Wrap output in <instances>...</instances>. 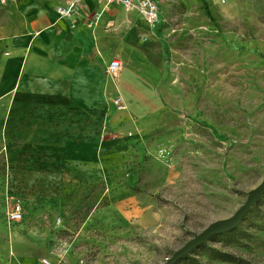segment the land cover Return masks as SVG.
Segmentation results:
<instances>
[{"label":"rangeland","instance_id":"obj_1","mask_svg":"<svg viewBox=\"0 0 264 264\" xmlns=\"http://www.w3.org/2000/svg\"><path fill=\"white\" fill-rule=\"evenodd\" d=\"M161 1L154 28L113 16L156 108L134 119L124 103L112 124L126 146L105 178L33 193L17 172L46 169L21 163L34 150L0 156V264H165L185 248L172 264H264V193L232 232L190 247L264 182V0ZM13 201L27 216L10 224Z\"/></svg>","mask_w":264,"mask_h":264},{"label":"crops","instance_id":"obj_2","mask_svg":"<svg viewBox=\"0 0 264 264\" xmlns=\"http://www.w3.org/2000/svg\"><path fill=\"white\" fill-rule=\"evenodd\" d=\"M66 1L0 0V156L23 144L34 150L35 156L21 163L46 169L17 172L33 193L62 179L105 178L126 146L112 124L123 114L116 98L134 103V119L156 108L127 54L128 34L123 38L124 31L120 35L111 29L122 8L85 0L75 16L60 18L56 8ZM98 13L97 30L90 24ZM114 59L123 65L118 85L105 72ZM84 167H101L103 177L86 174Z\"/></svg>","mask_w":264,"mask_h":264},{"label":"built area","instance_id":"obj_3","mask_svg":"<svg viewBox=\"0 0 264 264\" xmlns=\"http://www.w3.org/2000/svg\"><path fill=\"white\" fill-rule=\"evenodd\" d=\"M85 0H67L64 6L56 8V14L60 18H71L75 16L83 5ZM103 3L105 8L110 6L122 8L129 12H137L144 21L151 27H156L160 24L161 8L158 0H97ZM94 15V21L98 16ZM95 24V22H93ZM122 62L114 59L108 63L105 72L106 75L116 85L119 84L120 75L122 72ZM114 104L118 110H124L125 105L120 97L114 100ZM26 209L20 201L11 202L6 213L8 223L15 224L24 220Z\"/></svg>","mask_w":264,"mask_h":264},{"label":"water","instance_id":"obj_4","mask_svg":"<svg viewBox=\"0 0 264 264\" xmlns=\"http://www.w3.org/2000/svg\"><path fill=\"white\" fill-rule=\"evenodd\" d=\"M263 193H264V182L249 195L245 204L239 209V211L235 214L234 217H232L228 221L214 224L210 229H208L198 238V241H193L190 247L195 246L196 244L202 242L205 239H208L214 233L225 232L234 228L237 225V223L241 220V218L244 216V214L247 213L250 210V208L255 204V202L260 198V196L263 195ZM185 250H187V248L175 254L165 264H172L173 262H175V260H177L185 252Z\"/></svg>","mask_w":264,"mask_h":264},{"label":"trees","instance_id":"obj_5","mask_svg":"<svg viewBox=\"0 0 264 264\" xmlns=\"http://www.w3.org/2000/svg\"><path fill=\"white\" fill-rule=\"evenodd\" d=\"M233 230H229V232H232ZM234 260V259H233ZM236 260V259H235ZM238 261V260H237Z\"/></svg>","mask_w":264,"mask_h":264}]
</instances>
